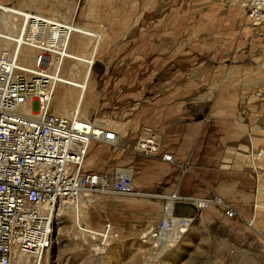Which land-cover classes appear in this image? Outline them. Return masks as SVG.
<instances>
[{
  "label": "rangeland",
  "instance_id": "374dc122",
  "mask_svg": "<svg viewBox=\"0 0 264 264\" xmlns=\"http://www.w3.org/2000/svg\"><path fill=\"white\" fill-rule=\"evenodd\" d=\"M0 6L9 14L0 23L9 53L22 14L73 23L62 65L53 63L64 94H56L50 110L112 129L126 121L119 147L90 144L88 156L103 146L115 157L90 169L115 168L132 178L129 164L144 189L93 193L58 208L40 260L22 255L12 264H264V19L254 25L239 0H0ZM20 51L23 61L34 54L24 45ZM39 55L42 68L52 69V55ZM145 131L155 134L161 152L173 150L174 163L140 159L136 142ZM186 136L191 152L175 155ZM246 140L261 166L260 186L258 168H246ZM215 196L232 206L234 218L219 205L197 208L178 242L154 246L149 232L175 204L171 199Z\"/></svg>",
  "mask_w": 264,
  "mask_h": 264
},
{
  "label": "built area",
  "instance_id": "2783aa9c",
  "mask_svg": "<svg viewBox=\"0 0 264 264\" xmlns=\"http://www.w3.org/2000/svg\"><path fill=\"white\" fill-rule=\"evenodd\" d=\"M239 2L251 21L261 23L264 0ZM45 22L31 16L28 28L39 29L43 24L45 30ZM7 55L0 53V264H12L18 253L44 252L51 240L49 219L60 205L75 201L81 192L122 196L136 193L127 173L84 167L90 144L116 148L117 132L79 116L53 114V92L41 67L42 56L37 57L39 70L30 72L18 67L19 72L12 73ZM136 145L146 156L174 163L171 152L160 154L157 138L151 132H143ZM191 200L198 209L219 205L226 218L236 216L220 196ZM45 204L48 209L44 211ZM173 210L165 211L149 232L156 247L165 245L168 236L178 242L191 223L192 217L175 215Z\"/></svg>",
  "mask_w": 264,
  "mask_h": 264
},
{
  "label": "bare ground",
  "instance_id": "6f19581e",
  "mask_svg": "<svg viewBox=\"0 0 264 264\" xmlns=\"http://www.w3.org/2000/svg\"><path fill=\"white\" fill-rule=\"evenodd\" d=\"M5 9H7V8L0 6V23L5 18V13H6V15H9L7 12H5ZM31 16H35V17L45 19L46 20L45 25L47 26V28L45 30H42L43 24L41 25L42 27L40 26L39 29H38V27L37 28L36 27L28 28V18H30ZM19 20L22 22V26H20L19 28H16L17 27L16 25L13 26L15 28L14 35H15V38L17 39L19 31H21L19 33V36L21 35V38L23 40L21 41L20 44L18 43V40L20 37L18 38V40L14 39L12 41V42H15V49H14V51H12V53H9L7 51L8 50L7 48H8V46L11 45V42H8L6 40H1L0 41V49H2V50H0V53L6 52L9 54V55H7V58H6L7 61L6 62L9 64V66H10L9 69L11 70L12 73H18L19 72L18 67H20L21 70H27L30 72L37 71V70H39L36 68L37 57L39 56V53L41 51H45V52H49V54L52 55L51 61L49 63V66H52V69L44 71L45 75L47 74L46 76L49 79V86H50V88H52V92H53V94L51 96V101H50V108H51L52 101L57 99L56 95H54V90L57 87L56 86L57 83H59V81H60L58 79L57 75L55 74V72H52L54 69L53 63L57 62L58 66L62 65L63 58L65 57V52L67 51V49L69 48L70 43H71L70 36L72 34V31H73V27H72L73 23H71L69 21H65L66 23L64 21L58 22L57 19L46 18L44 16L33 14V13L32 14L31 13L30 14H22L21 16H19ZM63 23H65V24H63ZM254 25H256V23H254ZM21 45H24V46L31 48L34 51L33 56H30V58H28V56H27V57H25V59L23 61L20 57L21 53L23 52V51H20ZM66 45H68L67 48H66ZM53 57H57V59H54ZM58 71L59 70L56 69V73H58ZM81 87H82L81 85H79L77 87L76 93H75L76 97L82 96V94H81L82 91L80 90ZM77 92H79V93H77ZM52 97H53V100H52ZM58 116H77V114L76 113L73 115L65 114V115H58ZM117 147H119V145ZM260 156H264V151H262L260 153ZM148 157H152V156H148ZM155 161H159V160L156 159ZM85 163H86V159L84 161V167H85ZM127 174L129 175V173H127ZM134 186L137 188L136 193H139L142 191V188L140 186L135 185V183H134ZM93 196H95L93 194V192H89V191L81 192L75 201L67 202V203L63 204L62 206H60L59 208L61 209V207H63V206L73 204V203H77L78 201H82V200L87 202ZM192 201L191 202H177V203L171 205L170 209H174L175 206H177V205L186 206V205H184L186 203H190L196 207V205ZM46 205L47 204H45V206H43L44 211L46 209H48V206H46ZM60 209H59V211H60ZM182 210L184 212V209H182ZM57 215H58V213L56 212V214L54 213L51 216V218L49 219V231L50 232H51V226L53 225V222L55 221V218ZM172 240H173L172 237L168 236V238L166 239V244L165 245L163 244L162 247L168 246ZM44 252H42L40 254L18 253L17 256L15 257V261H13V262H19L18 259L22 255L23 256L29 255V256H32L34 258H37V260H40L41 256L44 254Z\"/></svg>",
  "mask_w": 264,
  "mask_h": 264
},
{
  "label": "crops",
  "instance_id": "0c3cea01",
  "mask_svg": "<svg viewBox=\"0 0 264 264\" xmlns=\"http://www.w3.org/2000/svg\"><path fill=\"white\" fill-rule=\"evenodd\" d=\"M239 8V7H238ZM242 10V9H241ZM68 47V45H66V48ZM58 95V96H62L63 94H64V89L63 88H58L57 87V90H56V92H55V94L54 95ZM68 98V97H67ZM52 100H53V97H52ZM51 109V108H50ZM52 109H53V111H52V113L53 114H55V115H65V114H67L66 112H64L65 110H62L61 108H58V107H54V106H52ZM61 113H63V114H61ZM65 113V114H64ZM68 115H70V113L68 114ZM118 128H114L115 129V131L117 132V133H125V130H126V128H125V126H126V121H122V122H120L118 125ZM121 133V134H122ZM189 136V135H188ZM188 136H186V143H184L183 144V146H181V148L179 149L180 150V152H177L176 153V151H175V155L177 154V155H180L181 154V152H183L184 154H189L190 152H191V147H190V144H189V137ZM123 140H121V139H119L118 140V144L120 143V142H122ZM106 146V145H105ZM246 146H248L247 145V140H246V142L245 143H243V145H242V147L241 148H243V150H241L243 153H244V155H245V157H246V161H247V163H248V167H246V168H248L249 170H251L252 168H251V166L254 168V169H257L258 168V175H257V177H258V185L260 186V184H261V175H260V168H261V166L259 165V163H258V161H257V159H258V157H256V158H254L253 157V152L252 151H248V149H246L245 147ZM108 147V146H107ZM114 149V148H113ZM116 150V149H115ZM90 159H92V163H90L87 167H85V169L86 170H93V169H90L91 167L93 168V167H98L99 166V163H101V161H106V159H114L115 157L113 156V153H109V151H108V149H106V148H104L103 146H101V147H98V146H95V147H92V148H90ZM107 152L109 153V154H107ZM168 152V151H167ZM170 152L173 154V150H170ZM257 152V151H256ZM161 153H163V152H161L160 151V154ZM88 156V155H87ZM86 156V157H87ZM88 156V157H89ZM140 156V155H139ZM138 156V159L140 158ZM142 156H144V155H142ZM147 156H144V159L141 157L140 159L143 161V160H145L144 162H146V160H148V159H145ZM173 157H174V154H173ZM147 158H149V157H147ZM89 159V158H88ZM156 159H158L159 161H153V159L152 160H148V161H150V162H156V163H159L161 166H163V164L164 165H169V163H164L159 157H157ZM174 160H175V158H174ZM249 160L251 161V162H249ZM254 164H253V163ZM172 164V163H171ZM119 167V166H118ZM125 167H128V169L129 168H132V172H133V177H132V180H133V183H135V185H137V186H141V185H139V183H138V181L137 180H135V178H134V169H133V167H131L129 164L127 165V166H125ZM115 169V168H114ZM247 169V170H248ZM131 170V169H130ZM248 170V171H249ZM106 171H111V170H106ZM142 187V186H141ZM144 188V187H143ZM261 188V187H260ZM263 189L261 188L259 191H260V194H258V196H257V198H256V200L258 201L259 199V196L261 195V191H262ZM144 191V189L142 190V192ZM141 192V193H142ZM141 195V194H140ZM222 198V197H221ZM171 200H173V202L174 203H177V201L178 202H191V201H186V200H188V199H184L183 198V200H181V199H178V198H173V199H171ZM173 202H171V203H173ZM193 202V201H192ZM257 207L258 208H262V206H261V204H259V201H258V203H257ZM165 209V208H164ZM258 213V212H257ZM257 213L255 214V217L257 216ZM201 214V213H200Z\"/></svg>",
  "mask_w": 264,
  "mask_h": 264
},
{
  "label": "water",
  "instance_id": "95a60500",
  "mask_svg": "<svg viewBox=\"0 0 264 264\" xmlns=\"http://www.w3.org/2000/svg\"><path fill=\"white\" fill-rule=\"evenodd\" d=\"M179 204V203H178ZM184 205H186V206H182V205H177V206H175V208H174V210H173V213L175 214V215H185V216H190V217H193V216H195V214H196V212H197V208L194 206V205H192V204H190V203H186V204H184ZM179 206H182V207H185V208H188V209H190V213H180V211L177 209Z\"/></svg>",
  "mask_w": 264,
  "mask_h": 264
}]
</instances>
